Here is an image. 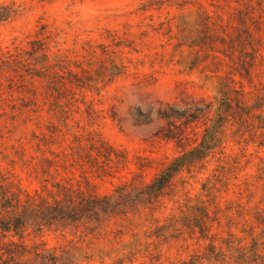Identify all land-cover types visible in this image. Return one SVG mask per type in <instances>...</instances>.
I'll list each match as a JSON object with an SVG mask.
<instances>
[{"label":"rangeland","instance_id":"obj_1","mask_svg":"<svg viewBox=\"0 0 264 264\" xmlns=\"http://www.w3.org/2000/svg\"><path fill=\"white\" fill-rule=\"evenodd\" d=\"M3 2L14 5L12 18L0 23V50L19 49L21 55L15 63L0 64V166L28 192L40 190L32 166L39 167L43 158L53 162L56 180L73 185L78 180L84 189L87 178L100 195L120 182L148 181L163 161L178 155L172 142L157 135L167 121H175L174 112L204 102L216 107L223 91L235 98L240 90L249 93L243 101L249 108L264 89V0ZM31 43L40 50L32 53ZM254 52L262 59L247 80L248 67L242 65ZM252 113L264 126V107ZM220 138L222 161L213 159L191 176L183 173L160 204L126 208L91 233L30 229L24 244L40 253L55 249L58 264H235L238 253L226 248L219 261L204 258L208 242L197 235L151 236L187 198L264 211V129L229 118ZM106 145L115 152L113 160L125 157L127 163H110L98 179L88 156ZM218 165L226 177L205 194L201 183ZM140 166L147 167L140 171ZM227 232L242 238L250 254L251 237L241 218L222 216L211 231L223 237ZM254 233L256 264H264L263 227ZM23 261L40 264L30 256Z\"/></svg>","mask_w":264,"mask_h":264},{"label":"trees","instance_id":"obj_2","mask_svg":"<svg viewBox=\"0 0 264 264\" xmlns=\"http://www.w3.org/2000/svg\"><path fill=\"white\" fill-rule=\"evenodd\" d=\"M13 5L12 2L0 3V23L12 18ZM244 33L249 34L247 30ZM31 49L32 53L40 50L35 48L34 43H31ZM18 51L19 49L11 53L8 50L5 52L0 50V64L15 63L16 58L21 55ZM258 59H262V56L254 52L250 62L242 65L248 67L244 70L247 80H250L249 69ZM238 75L243 77L239 72ZM236 94L240 98H232L227 91H223L216 107L214 102H204L203 106L195 105L182 112H174L175 121H167L157 135L162 140L172 142L178 150V155L163 161L150 180L131 179L120 182L111 193L105 195L98 194L94 184L87 178H84V189L81 188L78 180H75V185L70 180H56L50 173L53 162L48 158H43L39 167L32 166L35 179L40 185V190L33 192L21 188L17 181L12 180L15 178L13 174L0 166V264H27L23 261L26 256L33 257L35 263L38 261L40 264H58L61 259L54 255L55 249L42 250L41 253L37 246L32 247V250L27 249L23 239L30 229L34 232L44 229L56 232L83 228L91 233L110 219L124 215L126 208L134 209L137 206L148 208L155 203L160 204L163 198L171 196L174 192V180L183 173L191 176L195 172L204 170L205 165L213 159L221 162L223 147L220 135L229 118L238 119L241 124L247 123L256 130L264 129L262 119L252 113L253 110L263 109L264 89L262 93L254 96V103L249 108L243 105L249 93L240 90ZM159 115L163 119H169L166 114ZM245 116L252 120L250 124ZM93 149L95 156H88L89 164L98 179L104 177L106 168H111L110 163L114 165L121 163L124 166L127 163L125 157L120 162L117 158L113 160L111 155H115V152L107 145L103 149L97 147ZM6 159V156H2V161ZM146 167L140 166L139 170L143 171ZM224 168L218 165L211 177L201 183V190L205 194H211L210 186L214 187V182L220 183L221 178L226 177L223 173ZM228 214L230 216H227ZM233 215L241 218L248 227L251 237L248 255L242 245V238L236 237L231 232H227L226 237L211 233L213 225H219L222 216L232 220ZM260 226L263 227L264 232V211L258 207H254L253 213H250V209L240 203L236 210H232L226 206L222 208L215 202L211 207L208 200L197 199L193 203L187 198L185 203L178 207V213L170 214L168 221L156 226L151 236L165 239L164 233L171 231L170 237L177 238L178 235L186 232L197 235L200 241L208 242L207 254L203 256L206 259L219 261L218 259L224 256L220 253L221 249L226 248L228 251L234 250L238 253L234 260L235 264H256L259 255L254 232ZM216 242L219 246H216ZM43 252H46V256Z\"/></svg>","mask_w":264,"mask_h":264}]
</instances>
